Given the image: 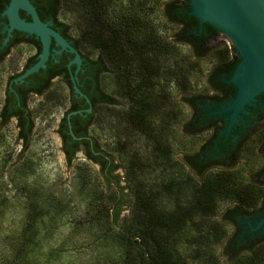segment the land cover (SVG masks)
<instances>
[{
  "label": "trees",
  "instance_id": "16d2710c",
  "mask_svg": "<svg viewBox=\"0 0 264 264\" xmlns=\"http://www.w3.org/2000/svg\"><path fill=\"white\" fill-rule=\"evenodd\" d=\"M31 1L40 19L50 21L51 26L80 53L84 68L81 73L84 80L81 89L87 93L93 105L90 112L71 115L69 127L67 119H61L60 129L57 131L64 141L61 149L68 164L82 142L85 158L99 165L107 184L118 186V176L112 175L118 164L114 162L113 155L90 134V127L96 116L98 121H104L101 116L107 115V106L112 108L108 109L110 113L115 110L114 114L109 113L108 116L110 121L115 119V127L124 124V130L142 131L153 136V139H158L165 136V133L162 128H157V124L153 125L155 112L167 107L168 116L162 118L177 124L181 113L178 106L184 104L189 108L190 114L182 123V134L192 137L208 132V137L195 150L187 149L183 152L180 161L174 160L166 148L160 149L162 162L167 163L165 167L173 168L178 165L180 171L170 172L165 187H156L153 195H139L140 189L134 190L135 204L131 209L130 219L135 221H130V224L126 221L125 231L115 233L113 238L121 239L124 236L120 233L127 234L134 228V243L137 245H133L137 247L138 253L129 255L127 250V257L122 264H131L133 260L137 264H180L174 234L180 233L186 223L194 231L192 238H186L185 242V251H190L192 261L221 264L218 260L219 253H214L212 246L224 240L222 252L229 264H264V232L249 231L247 228L244 230V224L240 222L241 218L264 214L263 168L259 165L250 175H246L244 168L238 165L241 160L249 163V158L261 159L259 151H264V112L259 116L260 119L263 118L261 123L254 124L251 131L242 135L230 149L232 143L223 139V135L218 138L219 130L224 127L221 117L214 118L207 113L206 108L207 103L221 104L234 96L233 87L223 82V78L230 75L239 60L233 47H228L222 41L211 44L219 36V32L207 23L199 25L197 19L189 14L188 0H152L151 4L147 0H65L68 5L74 4L79 14L75 31L59 19L58 12L63 0ZM7 2L8 0H0V26L1 22L7 21L6 17L1 16ZM154 11L161 16L164 24L175 27L170 40L158 33V28L163 26L162 21L155 24L156 20L151 18ZM20 15L30 19L23 10H20ZM13 32L16 37L4 45L2 39L5 31L0 34V64L6 61V54L19 40L33 42L37 50H40L38 39L25 37V33L19 30ZM174 43L186 45L189 50L182 62H178L182 65L177 66V70L176 63L173 66L171 62L165 61L168 60V54L176 50ZM205 57L213 60L206 75L205 88L190 91L188 74L197 70L198 61ZM35 61V57H30L23 66L26 68ZM169 63L171 66H168ZM42 70L44 68L26 79ZM163 72L169 73L166 77L168 81L180 82L182 103L172 98L154 102L158 99L153 92L157 86L155 78ZM19 73L8 77L0 103V129L14 118L16 139H20L22 148H26L33 129L28 92L35 90L39 94L47 89L44 98L51 99L49 90L53 85H50V75H47L41 78L39 86H27L25 79L14 80ZM68 84L70 85L69 80ZM56 85L58 87L61 84ZM64 91L66 95H62V98L70 105L65 87L62 92ZM70 94L71 98H75L74 91H70ZM121 97L127 100L124 111L118 107ZM74 107L75 104H71L69 109H75ZM81 116L84 118L83 125L77 120ZM154 129L156 134L153 135ZM217 146L225 153L217 152ZM123 148L119 145V149ZM154 148L158 150V147ZM118 188L121 190H118L121 198L113 205V223L118 221L119 208L125 201L123 187ZM164 193L175 198L176 205L169 210L161 208ZM217 214H220V218H217ZM227 225L232 227L230 233ZM133 235L129 237L127 234L126 240ZM123 247L128 249L129 245L123 244Z\"/></svg>",
  "mask_w": 264,
  "mask_h": 264
},
{
  "label": "rangeland",
  "instance_id": "374dc122",
  "mask_svg": "<svg viewBox=\"0 0 264 264\" xmlns=\"http://www.w3.org/2000/svg\"><path fill=\"white\" fill-rule=\"evenodd\" d=\"M147 3L153 1L147 0ZM78 15L75 5H68L63 0L58 16L73 31L77 27ZM152 17L156 20L155 24L162 21L163 27L158 28V33L170 40L175 27L164 24L155 11ZM219 41L232 47L222 33L211 44ZM174 45L177 46L176 50L168 54V60L165 61L172 65L176 63L174 65L177 70V66L182 65L178 62H182L189 50L186 45ZM32 51L27 45H18L10 51L6 61L0 64V103L8 77L22 69ZM212 61L210 57L203 58L198 61L199 68L188 74L190 91L205 88L206 75ZM168 74L163 72L156 76L157 86L153 92L158 99L154 102L172 98L182 103L180 82L168 81ZM63 88L62 84L52 86L49 90L51 99L35 95L29 97L33 129L26 148H22L21 140L16 139L14 118L0 129V264H122L127 257V250L129 255L138 253L137 247L133 245L136 244L134 228L127 233L129 237L133 235L128 240L127 234L123 233H120L123 238H113L115 233L125 231L126 221L127 224L135 221L130 219L135 204L134 190L140 189L139 195H153L156 187H165L170 172L180 171L178 165L165 167L167 163L162 162L160 149L166 148L174 160L180 161L185 150H195L208 137V132L192 137L182 134V123L190 114L184 104L178 106L181 113L177 124L162 118L168 116L167 107L155 112L153 125L157 124V128H162L165 133V136L158 139L142 131L124 130V124L115 127V119H108V109L111 107L107 106V115L101 116L104 121H98L96 116L90 134L113 155L114 162L118 164L112 175L118 176V186L123 187L125 201L119 208L118 221L113 223V205L121 198V190L113 183L107 184L99 165L86 159L82 151L77 152L68 164L61 149L57 127L67 105L62 98V95H66L65 91L62 92ZM118 107L123 111L126 109L125 97L120 98ZM119 145L124 148L119 149ZM154 147H158L159 151ZM259 152L261 159L256 157L249 158V163L245 160L239 162L238 165L244 168L246 175L255 171L263 161L264 152ZM179 193L183 194L182 191ZM174 199L172 195L170 197L165 194L161 208H173L176 205ZM216 216L220 218V214ZM189 226L184 224L181 232L174 234L177 238V252L180 254L179 261L180 264H201L199 260L192 261L190 251H185L186 238L191 239L194 233ZM227 228L230 233L232 227L227 225ZM123 244L129 245L128 249ZM223 245L224 240L213 245L212 250L219 253L221 264H229L222 252ZM131 264L137 262L133 260Z\"/></svg>",
  "mask_w": 264,
  "mask_h": 264
},
{
  "label": "water",
  "instance_id": "95a60500",
  "mask_svg": "<svg viewBox=\"0 0 264 264\" xmlns=\"http://www.w3.org/2000/svg\"><path fill=\"white\" fill-rule=\"evenodd\" d=\"M188 4L189 14L197 19L199 25L207 23L222 33L239 57L230 75L223 78L224 83L233 87V98L213 110L207 109L208 114L224 115L226 123L220 135H228L240 121L245 120L250 107L256 106L259 95L264 92V0H188ZM20 10L25 11L30 19L22 17ZM1 16L7 20L2 45L7 43L13 30L34 34L41 42L36 62L21 72L15 81H23L26 76L46 66L52 39L60 47L56 53L65 50L74 55L68 67L75 64L76 70L79 69L81 56L78 50L51 27L50 21L40 19L31 0H8ZM70 78L74 93L89 103L82 111L90 112V100L77 86L75 75L71 74ZM246 225L249 231L261 229L264 227V214L254 223L247 221Z\"/></svg>",
  "mask_w": 264,
  "mask_h": 264
},
{
  "label": "flooded vegetation",
  "instance_id": "af4514ba",
  "mask_svg": "<svg viewBox=\"0 0 264 264\" xmlns=\"http://www.w3.org/2000/svg\"><path fill=\"white\" fill-rule=\"evenodd\" d=\"M1 26H0V34H2V32L4 31V27H5V24L6 22H1ZM52 28H54L53 26H51ZM55 30H57L56 28H54ZM58 31V30H57ZM59 32V31H58ZM60 33V32H59ZM6 35V33H5ZM25 37H33L35 39H38L39 42H40V39L39 37H37L36 35L34 34H27L25 33L24 35ZM63 36V35H62ZM5 37V36H4ZM3 37V38H4ZM16 37V34L12 31V34L11 36L9 37L7 43L14 39ZM64 37V36H63ZM67 39V38H66ZM68 40V39H67ZM69 41V40H68ZM69 43L71 45H73L70 41ZM18 45H27L29 47H31L33 49L32 53L26 58L25 62L28 61V59L30 57H35V59L37 60V56L41 50V42H40V50L38 51L37 47L35 46V44L33 42H29L28 40H19L18 42H16L13 46H11L9 52L6 54L5 56V59L6 57L10 54V51L17 47ZM74 46V45H73ZM76 48V47H75ZM60 47L56 44V42L52 39L51 43H50V55L46 61V66L44 67V70L40 71L37 75L35 76H32L30 77L29 79H26L27 77H29L30 75L26 76L24 79H25V85L27 86H39L40 85V82H41V78L44 77V76H47V75H50L49 77V81H50V85L54 86L58 83L62 84L66 91L68 92V99L69 101H71V104H75V109H69L71 107V104L70 105H66L64 111H63V114L60 118V121H59V124H58V127H57V130L60 129V123H61V119L62 117H65L67 119V123H68V127H69V123H70V116L71 115H74L76 113H82L84 109H86L88 106H89V103H86L85 102V98L83 97L81 100V96H78L74 93L75 95V98H71V94H70V91L72 92L73 91V87H72V82H71V78H70V75L73 74L75 75L76 77V84L77 86L79 87V89L88 97V99L90 100L89 96L87 95V93H85V91H83L81 89V87L83 86L84 84V80H83V76H82V72L84 71V68L82 67V59H81V63H80V67L79 69L76 70V65L75 64H71L69 67H68V62L73 58V54L72 53H69L68 51H65V50H61V52L59 53H56L57 50H59ZM65 60V62H64ZM36 62V61H35ZM35 62H33L32 64H34ZM50 63V64H49ZM31 64V65H32ZM62 64V65H61ZM30 65V66H31ZM29 67V66H28ZM65 67V68H64ZM27 68V67H26ZM23 65H22V69L19 71L20 73L23 72L25 69H26ZM61 69V70H60ZM19 73V74H20ZM80 74V75H79ZM18 76V75H17ZM16 76V77H17ZM23 79V80H24ZM68 80L70 81V85L68 84ZM47 89H45L42 93H37L33 91H29L28 93V100H29V97L31 95H35V96H42L44 97L45 94L47 93ZM263 98H262V97ZM86 104H85V103ZM90 105H91V110L93 109V105L91 103V100H90ZM220 104H213V103H207V106L206 108L208 110H213L214 108L218 107ZM69 109V110H67ZM75 110H81L80 112H76V113H71L72 111H75ZM90 110V111H91ZM264 112V92L262 94L259 95L258 97V101L256 103V106L254 107H250V111H249V114L245 116V120L244 121H240L234 128L233 130L228 134V135H223V139L227 140L229 143H232L231 144V147L230 149L234 146V144L239 140V138L242 136V135H245L248 131H251L252 127L254 126V124H256L257 122H260L263 120V118H259L260 114ZM69 114V117L67 118ZM85 114H82V116H84ZM214 116V118L216 117H221V124L224 125L225 127V123H226V120L224 119V115H220V114H212ZM81 116V117H82ZM83 117L82 118H79L77 119L79 121V124L80 125H83L84 124V121H83ZM74 120H76V118H74ZM224 127L222 129L219 130V133H218V138H220V133L223 131ZM70 128H71V124H70ZM58 133V131H57ZM59 135V133H58ZM84 136V135H82ZM82 136H79L80 138ZM60 139H61V147L64 146V141L62 140L61 136L59 135ZM87 137V136H85ZM217 138V139H218ZM216 139V140H217ZM63 151V150H62ZM79 151H82L84 154H85V147L83 145V143H79V146L77 148V150L74 152V156L77 152ZM216 151H220V153H225L223 152V150H221V148L219 146H217L216 148ZM264 152V151H263ZM263 168V173H262V176L264 177V158H263V161L261 162L260 164ZM262 214H255L254 216L252 217H244V218H241L240 219V222L244 224V230L248 227L246 225V222L247 221H250L252 223L255 222L256 219H258ZM249 230V229H248ZM256 231H263L264 232V227H262L261 229H258Z\"/></svg>",
  "mask_w": 264,
  "mask_h": 264
}]
</instances>
